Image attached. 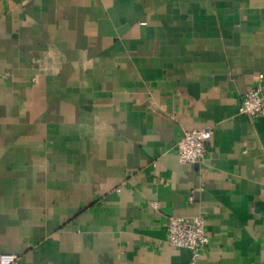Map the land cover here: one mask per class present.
Instances as JSON below:
<instances>
[{
  "label": "crops",
  "instance_id": "1",
  "mask_svg": "<svg viewBox=\"0 0 264 264\" xmlns=\"http://www.w3.org/2000/svg\"><path fill=\"white\" fill-rule=\"evenodd\" d=\"M257 86L264 0H0V253L191 264L165 223L203 214L196 264H264ZM202 127L205 163L182 162Z\"/></svg>",
  "mask_w": 264,
  "mask_h": 264
},
{
  "label": "built area",
  "instance_id": "2",
  "mask_svg": "<svg viewBox=\"0 0 264 264\" xmlns=\"http://www.w3.org/2000/svg\"><path fill=\"white\" fill-rule=\"evenodd\" d=\"M240 109L252 118L264 114V92L260 86L251 88L242 95ZM212 136V127L185 131L176 143L180 160L185 163H205L208 143ZM191 200H194L193 196ZM165 224L169 243L189 248L192 251L191 264H196L210 241L206 228V217L203 214H171ZM19 259L16 253H0V264H17Z\"/></svg>",
  "mask_w": 264,
  "mask_h": 264
}]
</instances>
